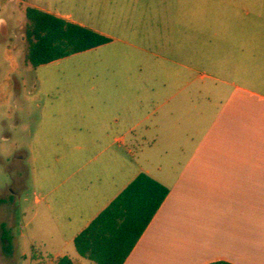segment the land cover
<instances>
[{
    "label": "rangeland",
    "instance_id": "obj_1",
    "mask_svg": "<svg viewBox=\"0 0 264 264\" xmlns=\"http://www.w3.org/2000/svg\"><path fill=\"white\" fill-rule=\"evenodd\" d=\"M28 7L112 43L35 69ZM180 76L192 80L195 109L159 126L163 95ZM232 76H264V0H0V237L5 224L15 238L11 256L0 241V264H51L60 251L78 258L72 237L84 220L71 214L70 223L61 208L65 188L83 183L65 182L68 173L90 175L92 188L147 171L175 176L216 122L217 92Z\"/></svg>",
    "mask_w": 264,
    "mask_h": 264
},
{
    "label": "crops",
    "instance_id": "obj_2",
    "mask_svg": "<svg viewBox=\"0 0 264 264\" xmlns=\"http://www.w3.org/2000/svg\"><path fill=\"white\" fill-rule=\"evenodd\" d=\"M180 77L184 81L178 90L163 95L159 126L175 127L180 112L195 109L192 80ZM178 97L182 105L173 104ZM196 110L203 116L207 108ZM196 145L192 155L179 160L175 176L158 178L145 172L167 186L170 194L125 264H264V76H232L228 88L218 90L216 122ZM68 174L65 182L79 176L83 183L63 191L61 209L70 223L71 214L84 220L73 234L74 243L141 173L123 180L120 187L113 179H101L98 188L86 184L90 175L82 171ZM45 215L59 237L57 249L62 250L66 242L51 219L50 205ZM61 252L49 255L51 264L65 256L74 264H92Z\"/></svg>",
    "mask_w": 264,
    "mask_h": 264
},
{
    "label": "trees",
    "instance_id": "obj_3",
    "mask_svg": "<svg viewBox=\"0 0 264 264\" xmlns=\"http://www.w3.org/2000/svg\"><path fill=\"white\" fill-rule=\"evenodd\" d=\"M26 19V60L35 69L112 43L106 35L36 7L26 9ZM169 194L167 186L146 173L139 174L77 235L74 245L78 255L94 264H125ZM0 238L11 256L13 235L5 224ZM36 250L34 246V262L39 261ZM54 264L74 263L65 256Z\"/></svg>",
    "mask_w": 264,
    "mask_h": 264
}]
</instances>
